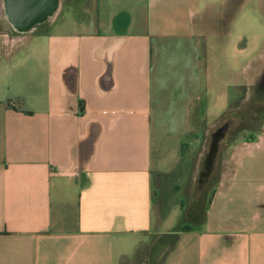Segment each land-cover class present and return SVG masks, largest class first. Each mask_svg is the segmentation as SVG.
<instances>
[{
  "label": "crops",
  "instance_id": "1",
  "mask_svg": "<svg viewBox=\"0 0 264 264\" xmlns=\"http://www.w3.org/2000/svg\"><path fill=\"white\" fill-rule=\"evenodd\" d=\"M7 31L0 264H264V119L234 146L215 124L235 70L264 65V0H60L22 42ZM211 129L209 199L166 230L153 176Z\"/></svg>",
  "mask_w": 264,
  "mask_h": 264
},
{
  "label": "rangeland",
  "instance_id": "2",
  "mask_svg": "<svg viewBox=\"0 0 264 264\" xmlns=\"http://www.w3.org/2000/svg\"><path fill=\"white\" fill-rule=\"evenodd\" d=\"M221 30L222 36L220 38L223 45L227 37V31L224 27ZM237 41L239 39L234 38V47L237 46ZM244 44L248 45L249 52L256 45L255 41H252L251 38L249 40L245 38L238 43V48ZM234 56L241 55L234 53ZM258 57L259 54L255 53L249 59V69H245L244 67L241 71L235 70L240 79L241 77L246 78V85H236V82L233 83L232 110H227L224 115L215 120L216 125L227 124V129H229L227 141L233 144V146L236 143L254 139L264 119V79L260 78L261 73L264 71V65L261 62L254 67L252 65L254 63L251 61V59L255 60ZM234 81H236V78H234ZM213 134V129L202 133L199 143L184 153L180 163L172 171L164 175L155 174L153 176L152 197L154 217H156V220L161 225L167 226L168 224L170 226L166 230L173 228L177 222L181 224L182 221H193L191 217L193 216V207H196L197 212L200 209L203 210L204 204L209 199L213 188L210 176H217L218 171L221 170L220 162V165L218 163L217 166L213 167L205 165L204 155L209 148ZM234 151L235 149H233ZM229 157L230 154L227 152V158ZM228 168L229 163L227 164V170ZM190 226L193 227V224ZM182 230H185L184 226L181 228Z\"/></svg>",
  "mask_w": 264,
  "mask_h": 264
},
{
  "label": "water",
  "instance_id": "3",
  "mask_svg": "<svg viewBox=\"0 0 264 264\" xmlns=\"http://www.w3.org/2000/svg\"><path fill=\"white\" fill-rule=\"evenodd\" d=\"M59 6L60 0H0V21L12 38L22 42L38 27L51 22L55 18ZM260 78L264 79V71ZM214 135L215 133L212 136ZM215 153L216 142L211 139L209 148L204 155L206 166L211 167Z\"/></svg>",
  "mask_w": 264,
  "mask_h": 264
},
{
  "label": "flooded vegetation",
  "instance_id": "4",
  "mask_svg": "<svg viewBox=\"0 0 264 264\" xmlns=\"http://www.w3.org/2000/svg\"><path fill=\"white\" fill-rule=\"evenodd\" d=\"M45 10V9H44Z\"/></svg>",
  "mask_w": 264,
  "mask_h": 264
}]
</instances>
